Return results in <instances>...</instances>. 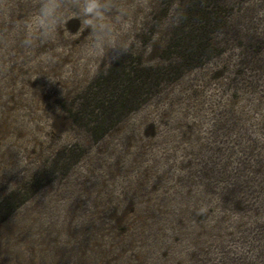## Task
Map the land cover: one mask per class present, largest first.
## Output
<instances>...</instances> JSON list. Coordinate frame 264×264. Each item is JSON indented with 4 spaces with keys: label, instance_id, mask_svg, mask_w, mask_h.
I'll return each mask as SVG.
<instances>
[{
    "label": "rangeland",
    "instance_id": "rangeland-1",
    "mask_svg": "<svg viewBox=\"0 0 264 264\" xmlns=\"http://www.w3.org/2000/svg\"><path fill=\"white\" fill-rule=\"evenodd\" d=\"M0 264H264V0H0Z\"/></svg>",
    "mask_w": 264,
    "mask_h": 264
},
{
    "label": "clouds",
    "instance_id": "clouds-1",
    "mask_svg": "<svg viewBox=\"0 0 264 264\" xmlns=\"http://www.w3.org/2000/svg\"><path fill=\"white\" fill-rule=\"evenodd\" d=\"M47 7V6H45ZM96 44L97 47L100 48L101 51H103V48L105 45L114 48V49H118V45L114 42L113 39H111L110 34L104 31H101L97 34L96 36ZM119 54H123V50L122 49H118ZM115 59V57L113 58Z\"/></svg>",
    "mask_w": 264,
    "mask_h": 264
}]
</instances>
